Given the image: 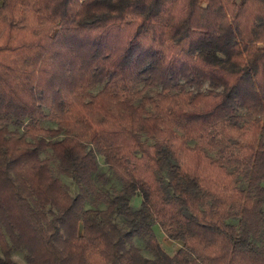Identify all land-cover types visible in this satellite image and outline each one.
Returning <instances> with one entry per match:
<instances>
[{"label":"trees","instance_id":"16d2710c","mask_svg":"<svg viewBox=\"0 0 264 264\" xmlns=\"http://www.w3.org/2000/svg\"><path fill=\"white\" fill-rule=\"evenodd\" d=\"M263 203L264 0H0V264H264Z\"/></svg>","mask_w":264,"mask_h":264},{"label":"rangeland","instance_id":"374dc122","mask_svg":"<svg viewBox=\"0 0 264 264\" xmlns=\"http://www.w3.org/2000/svg\"><path fill=\"white\" fill-rule=\"evenodd\" d=\"M40 122L44 126H49L51 124L47 120H41ZM8 128L13 129L14 126L8 125ZM40 154L45 155V153H40ZM96 161H97V172L103 173L104 176L106 177V181L101 182L98 178H96V175L95 176L93 175V180H94L95 185L101 190H107L108 192L113 191L114 189L118 187V183L113 178L110 171L107 169L106 163L104 162L103 158L99 155H96ZM58 176L62 180V182L66 185L68 191L71 194H74L77 191L76 185L70 177L63 175V174H59ZM138 203H139V195L133 194L130 197V204L132 206H136L138 205ZM263 209H264V203H263ZM229 220L232 222L235 221L234 218H230ZM152 231L157 241L161 245V247L168 254H172L181 244L180 241L170 240L166 238V236L163 234V232L161 231L157 223L152 224ZM133 243L136 246H138V248L140 249L143 255L148 256V257L150 256L149 252L144 249L143 241L140 238L133 237ZM24 254H25V251L23 249H14L11 251L10 256L17 264H24Z\"/></svg>","mask_w":264,"mask_h":264}]
</instances>
